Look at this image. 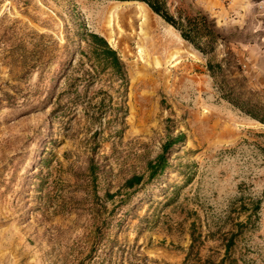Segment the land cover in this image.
Wrapping results in <instances>:
<instances>
[{
    "label": "rangeland",
    "instance_id": "obj_1",
    "mask_svg": "<svg viewBox=\"0 0 264 264\" xmlns=\"http://www.w3.org/2000/svg\"><path fill=\"white\" fill-rule=\"evenodd\" d=\"M160 1L174 18L204 11ZM229 2L204 12L225 42L203 55L142 2L0 0V264H264V124L251 117L264 119V0L224 14ZM126 10L179 36L182 71L145 80L101 16ZM85 31L127 71L121 122L106 84L73 92L81 54L62 78ZM132 176L143 180L127 189Z\"/></svg>",
    "mask_w": 264,
    "mask_h": 264
},
{
    "label": "trees",
    "instance_id": "obj_2",
    "mask_svg": "<svg viewBox=\"0 0 264 264\" xmlns=\"http://www.w3.org/2000/svg\"><path fill=\"white\" fill-rule=\"evenodd\" d=\"M122 2H142L156 15H158L163 21L175 29L180 37L191 44L194 49L202 53L207 54V51L213 52L217 41L225 42V39L221 33L216 30V22L214 19H209L208 15L202 11H197L194 15H181L179 13L177 18L172 17L165 10L164 5L160 0H118ZM80 44L84 45V48H78L72 52L70 60L65 64V68L62 71V78H66L68 72L72 69V62L78 54H81L87 60L88 69L80 71L79 78L73 79L71 85L75 94L79 93V88H91L95 84L107 86L117 92V97L114 101L112 96H109V102L112 103L111 113L113 118L123 121L124 114L119 117L123 110V98L125 96L128 87V76L124 64L122 63L117 52L109 45L107 40L96 33L85 31L80 35ZM229 59H234L235 56L229 51L227 53ZM237 70H240V65L236 66ZM207 69L211 77L216 78L218 74L224 76V70L221 64H213L211 61L207 62ZM61 80V79H60ZM60 85V81H57L54 89L57 90ZM122 90V93H121ZM98 94V93H96ZM104 99H100V104L104 103ZM125 113V112H124ZM252 118L258 120L264 124V119L251 115ZM174 143L168 145V149H172ZM166 164L164 154L156 157L154 162L147 163L148 178L154 179L162 172ZM143 180L142 176H132L125 182V188L132 189L135 186H139ZM260 201L256 202L255 213L259 208ZM249 220V218H247ZM232 235L225 245V253L228 252L231 243ZM194 242V239L192 240ZM199 263L196 264H225V259H220L218 262L212 259H197Z\"/></svg>",
    "mask_w": 264,
    "mask_h": 264
},
{
    "label": "bare ground",
    "instance_id": "obj_3",
    "mask_svg": "<svg viewBox=\"0 0 264 264\" xmlns=\"http://www.w3.org/2000/svg\"><path fill=\"white\" fill-rule=\"evenodd\" d=\"M101 16L129 55L141 63L145 80L164 82L173 71L183 70L181 39L169 28L161 29L149 16L137 14L134 10L121 14L104 11Z\"/></svg>",
    "mask_w": 264,
    "mask_h": 264
},
{
    "label": "crops",
    "instance_id": "obj_4",
    "mask_svg": "<svg viewBox=\"0 0 264 264\" xmlns=\"http://www.w3.org/2000/svg\"><path fill=\"white\" fill-rule=\"evenodd\" d=\"M204 11L203 12H211L214 11L215 14L217 13L218 16L223 14L220 9L218 11H215L214 7L217 4H222L225 0H194ZM230 1L227 7L225 8V13L224 14H229V13H240V10L243 8L242 6L244 5V0H228ZM214 16H217L215 15ZM240 14L238 15L237 18H239ZM216 21V20H215ZM239 21V20H237Z\"/></svg>",
    "mask_w": 264,
    "mask_h": 264
}]
</instances>
